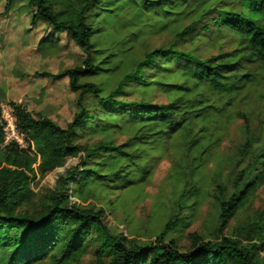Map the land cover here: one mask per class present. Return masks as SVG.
I'll return each mask as SVG.
<instances>
[{"label":"trees","instance_id":"1","mask_svg":"<svg viewBox=\"0 0 264 264\" xmlns=\"http://www.w3.org/2000/svg\"><path fill=\"white\" fill-rule=\"evenodd\" d=\"M13 2L6 0L5 10ZM26 4L31 26L43 22L50 29L39 40V49L46 43L56 46L55 35L64 33L83 58L80 65L57 75L67 77L76 94V111L65 127L12 103L22 147L16 140L5 141L0 109V264H79L89 251L91 264H264V201L223 234L264 186V141L256 146L246 140L236 162L240 169L226 180L220 169L215 171L212 192L201 190L196 179L234 118L243 119L248 139L249 119L234 107L257 81L250 65L264 68V0ZM153 14L171 16V26L155 30L149 25V31L170 30L173 41L141 51L140 24L146 26ZM200 40L212 46L226 40L232 48L201 58L196 47H185ZM156 93L164 94L166 102H156ZM3 96L0 86V99ZM117 135L126 139L117 143ZM171 143L179 152L173 179L181 188L175 203L192 207L208 195L216 206V239L205 241L193 234L185 251L168 236L180 225L173 210L155 239L141 243L109 229L104 210L87 203L93 199L111 204L107 196L115 190L140 189ZM76 157L78 164L67 168L37 199V175Z\"/></svg>","mask_w":264,"mask_h":264},{"label":"rangeland","instance_id":"2","mask_svg":"<svg viewBox=\"0 0 264 264\" xmlns=\"http://www.w3.org/2000/svg\"><path fill=\"white\" fill-rule=\"evenodd\" d=\"M26 2L27 0H14L11 8L5 10L6 0H0V86L4 90V96L0 99V109L5 121V141L16 140L22 147L25 143L15 130L12 103L23 104L34 115L41 113L65 127L76 111V94L70 90L67 77L57 75L65 69L80 65L83 58V52L64 33L55 35L58 38L56 46L46 43L39 49V40L48 35L50 29L43 22H39L36 27L31 26L30 11ZM163 24L170 27L171 16L153 14L146 26L144 23L140 24L144 28L140 34L141 37L144 36L141 51L173 41L170 30L151 32L148 29L149 25L152 29H160ZM108 30L111 29L108 27ZM218 44L212 46L207 41L200 40L187 43L185 47L186 49L196 47L201 58H208L220 50L232 48L226 40L220 46ZM250 70L255 73L257 81L248 90L246 99L234 107L235 110L244 112L249 119L248 139L243 132V119L234 118L222 142L204 168L205 176L196 177L200 189L205 193L213 191L210 178L215 171L220 169L223 174L222 180H226L227 175L231 174L232 177L233 173L240 169L241 163L236 165V162L244 152L246 140L252 141L256 146L264 141V68L252 64ZM134 96L131 95L129 98ZM155 97L156 102L162 103L167 100L161 93H156ZM85 139L86 137L82 140ZM96 139L98 137L89 141L93 142ZM116 139L117 143H121L126 136L117 135ZM178 158L177 145L171 143L167 151L156 161L149 180L140 189L115 190L107 196L112 200L111 204L93 199H89L87 203H95L104 210L103 222L109 229L141 243L155 239L156 233L172 210L180 220V225L179 230L170 232L168 236L177 241L182 251L190 247L193 234L205 241L215 240L219 232L216 206L210 196L198 198L197 204L192 207L185 205L179 207L175 203L178 190L181 188L173 179ZM219 162L222 163L221 168L218 167ZM77 164V157L69 158L63 166L43 176L37 175L33 181L37 199L54 187L57 178L67 168ZM263 201L264 186L260 187L250 203L230 220L228 227L223 229V234L228 235L234 226L259 210ZM190 202L191 200L186 204ZM91 261L92 251H89L79 264H91Z\"/></svg>","mask_w":264,"mask_h":264}]
</instances>
